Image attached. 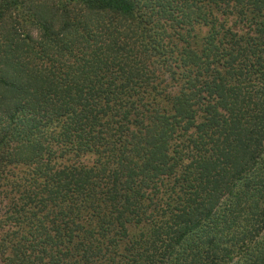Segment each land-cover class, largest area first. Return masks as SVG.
Masks as SVG:
<instances>
[{
  "label": "trees",
  "instance_id": "trees-1",
  "mask_svg": "<svg viewBox=\"0 0 264 264\" xmlns=\"http://www.w3.org/2000/svg\"><path fill=\"white\" fill-rule=\"evenodd\" d=\"M0 185V264H264V0H0Z\"/></svg>",
  "mask_w": 264,
  "mask_h": 264
},
{
  "label": "rangeland",
  "instance_id": "rangeland-1",
  "mask_svg": "<svg viewBox=\"0 0 264 264\" xmlns=\"http://www.w3.org/2000/svg\"><path fill=\"white\" fill-rule=\"evenodd\" d=\"M11 171L17 173L18 172V168H14ZM8 174L11 175V172H8ZM2 188H3V185L2 186L0 185V219L4 218L6 210H7V207H8V199H7V197L1 193L2 192L1 191ZM9 196H11V194Z\"/></svg>",
  "mask_w": 264,
  "mask_h": 264
}]
</instances>
